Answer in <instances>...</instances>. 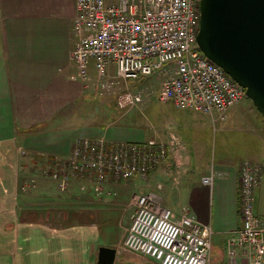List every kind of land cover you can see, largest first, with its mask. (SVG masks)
Listing matches in <instances>:
<instances>
[{
  "label": "crops",
  "instance_id": "1",
  "mask_svg": "<svg viewBox=\"0 0 264 264\" xmlns=\"http://www.w3.org/2000/svg\"><path fill=\"white\" fill-rule=\"evenodd\" d=\"M76 16V0H0V142L7 146L5 155L17 156L24 147L32 156L65 157L80 139L99 136L114 142H141L151 138L169 141L177 135L183 143L177 148L169 146L167 160L147 180L136 176L110 181L102 196L92 190L79 191L76 181L73 185L77 194L72 189L61 194L55 180L42 176L37 197L22 202V209L17 200V164L9 163L8 169L5 167L9 175L0 183L4 218L41 225L45 213L40 207L58 212L63 203L62 218L71 222L66 227H38L36 234L41 242H33L28 264H102L98 262L102 246L117 249L113 264H161L120 244L135 210L136 189L143 181L152 180L161 181L162 190H166L162 201L177 215L181 206L188 205L203 224L213 229L208 264H249L243 248H237L235 256L229 253L228 241L242 226V161L252 159L264 164V115H255L250 101L245 105L240 101L229 109L226 121H216L217 116L189 107L177 108L157 98L145 105L147 111L153 108V115L137 118L132 130H125L117 121L107 119L109 107L102 100L105 96L97 95L93 66L91 86L71 78L75 70L72 52ZM115 70L111 65L110 72ZM215 128L220 129L218 134L213 133ZM213 166L218 176L209 186L202 177ZM177 172L178 187L173 183ZM256 190V210L264 214L260 206L264 180ZM79 194L82 202L77 204ZM65 196L68 198L58 201ZM35 202L40 206L35 208ZM15 226L7 224L9 230H15Z\"/></svg>",
  "mask_w": 264,
  "mask_h": 264
},
{
  "label": "built area",
  "instance_id": "2",
  "mask_svg": "<svg viewBox=\"0 0 264 264\" xmlns=\"http://www.w3.org/2000/svg\"><path fill=\"white\" fill-rule=\"evenodd\" d=\"M76 7L71 78L91 82L93 66L97 95L115 94L118 109L136 106L144 95L129 88L115 91L113 78L139 79L166 68L171 75L157 96L177 108L189 107L225 120L229 108L245 97L243 86L199 47L201 0H76ZM111 65L116 74H111ZM170 145L177 148L182 143L175 135L169 141L152 138L118 143L105 136L83 138L67 158L55 157L56 161L47 164L46 171L65 184L74 177L86 179L81 189L92 188L101 196L110 180L148 177L168 158ZM261 176L258 164L245 161L239 188L242 226L228 241L229 253L235 256L237 248H243L249 264H264V222L255 206ZM215 178L212 170L202 181L212 186ZM159 200L155 191L134 195L136 208L124 249L162 264H208L213 229L190 208L184 207L177 215Z\"/></svg>",
  "mask_w": 264,
  "mask_h": 264
},
{
  "label": "rangeland",
  "instance_id": "3",
  "mask_svg": "<svg viewBox=\"0 0 264 264\" xmlns=\"http://www.w3.org/2000/svg\"><path fill=\"white\" fill-rule=\"evenodd\" d=\"M77 19H78V13L76 16V21H77ZM75 27H76V22H75V26H74V34H75ZM115 72H116V70H115ZM115 72L113 74H116ZM169 75H171L169 68H166L161 72H157L156 74L149 75L146 77H142V78L135 80V81H132V80L124 81V80H121L120 78H117V77L113 78L114 80H116V83H115L116 86L114 87L115 91H120V90H124L127 88H129L131 90H135V91H141L143 93V95H145L146 101L140 102L139 104L132 107L131 109L120 110L116 107V96H115V94L114 95L105 94L104 95L105 97L102 100L105 99L104 100V101H106L105 104L107 107H109L108 113L106 115L107 119L117 121V124L120 125L121 127H123L125 130H132L131 128H133V127L131 125H132L134 120H137V118L144 120V118H146L147 113H148V115L149 114L153 115V113H154L153 108L150 109V111L145 110V105L147 104L146 102L150 101V100L158 101L157 100L158 90L161 89L163 83L166 81V79L169 77ZM86 85H88V84H86ZM89 85L91 86L90 82H89ZM97 85H98V83H97ZM240 101H244L243 102L244 105H245V103H248L245 101H250V103H252V109L254 110V114L255 115L257 114L258 116L262 115V113L259 112V110L255 106V104L253 103V100L250 97H248L247 95L243 99H241ZM157 103H159V102H157ZM227 118L225 120H220L218 118L216 121H226ZM219 130H220L219 128L218 129L217 128L212 129L213 133L215 132V134H218L217 132ZM175 136L177 137V135H175ZM156 139H158V138H156ZM158 140H160V139H158ZM124 142H135V141H124ZM181 143H183V142L181 141ZM5 145H6L5 143L0 142V183H1V181H3V179H7L6 177L9 175V172L7 171L8 167H9V163H11V165L17 164L18 176H19V179H18V189L19 190H18V197H17L19 206L18 205L17 206L19 208H21L20 205L25 200L30 199L31 197H33V198L37 197V194L35 192H37L39 189V179L42 176L47 177L49 179L51 178L52 180H55L56 183L54 186H56V184H57V190L61 194H65L66 192L68 193L71 189L75 194H77V192H75L74 189H76V190H78V189L73 185L74 181H76L77 185H79V189H80L79 191H83L81 189V184L84 181L86 182V179L84 180V179L74 177V178H71L70 180H66V181H68V183L65 184L61 179L53 177L51 174H49L48 171H46V169L48 168L47 164H50V162L56 161V158H58L57 156H51V155H45V156L44 155H34V156H32V154L31 153L29 154L28 151H26L25 153H22L21 148H20V151L17 153V156H12V155L9 156V155H5V152L7 151V146H5ZM22 148L25 149L24 147H22ZM13 154H15V152H13ZM245 161H251L253 163L258 164L261 167V169H262V176H261V180H260V183H261L262 180H264L263 179L264 178V164L259 163L255 160H252V159H244L242 161V164H241V174H242V167H243V164L245 163ZM5 162L8 165L7 164L5 165ZM5 167H7V169ZM211 169L216 170L214 166L211 167ZM175 174L176 175L173 176V178H174L173 183H174V186L178 187V185H179L178 183L180 181V177H179L180 174H179V172H177ZM143 179L147 180V177L146 178L143 177ZM89 181H90L89 184H94L93 181H91V180H89ZM147 183H145L143 181V183L140 185V187L138 189H136L135 193H141L142 192L141 186L144 187L143 192H147V191H151V190L157 191L158 198L160 199L159 201L163 205H165V203L162 201L161 196L163 195L164 191H166V190L165 189L162 190L163 187L159 188V185L162 184L161 181L158 182L157 180H155V181L152 180V182L149 181V183L148 184ZM260 183H259V185H260ZM23 187H26V189H24ZM79 197H80V194L77 195L76 200H75L77 204H80L82 202V201L80 202ZM66 198H68V197H66V196L60 197V199L58 201H62ZM260 202H262V201H260ZM61 204L62 205H60V206L58 205L59 206L57 209L58 212H56V211L51 212L52 210L44 209L45 205H42V207H40L41 212L45 213V214H43V217H45V219L43 220L41 225H34L32 223H26V222L22 221L20 218L19 219L14 218L13 220H11V219L7 220L6 218L3 217L4 212L0 211V264H28V263H31L30 260H32V258H31V253L29 252V250L32 248L33 242L36 239H37L36 240L37 242H41V238L39 236H37V234H36L37 233L36 231L38 229H40L38 227L51 228V227H57L58 224H60L61 227H64V226L66 227L71 223V222H68L66 219L62 218L65 216L63 214L65 213L64 208H65L66 204H63V203H61ZM34 205H35L34 206L35 208L40 206V205H38V202H35ZM165 206H167V205H165ZM260 206L264 209V201L262 202V204ZM71 207H73V206H71ZM184 207L189 209L188 205H183V206H181V210H183ZM19 208H17L16 213H19ZM256 208H257V202H256ZM133 210H134V208H133ZM173 211L176 212L175 209H173ZM190 211L195 213L191 209H190ZM258 213L261 216L264 215V214H261L260 211H258ZM15 216H16V214H15ZM20 216H21V213H19V217ZM46 219H49V220H46ZM261 219H262V217H261ZM262 220L264 222V219H262ZM10 223L16 224L15 230H9V228L7 227V224L9 225ZM55 223H57V224H55ZM127 230H128V228H127ZM127 230H126V232L123 236V239L120 243V244H122V246H123L124 238L127 234Z\"/></svg>",
  "mask_w": 264,
  "mask_h": 264
},
{
  "label": "water",
  "instance_id": "4",
  "mask_svg": "<svg viewBox=\"0 0 264 264\" xmlns=\"http://www.w3.org/2000/svg\"><path fill=\"white\" fill-rule=\"evenodd\" d=\"M201 50L240 85L264 115V0H201ZM115 247L102 246L98 262L113 264Z\"/></svg>",
  "mask_w": 264,
  "mask_h": 264
},
{
  "label": "bare ground",
  "instance_id": "5",
  "mask_svg": "<svg viewBox=\"0 0 264 264\" xmlns=\"http://www.w3.org/2000/svg\"><path fill=\"white\" fill-rule=\"evenodd\" d=\"M208 115H209V114H208ZM212 117H213V116H212ZM214 117H215V116H214ZM217 117H218V116H217ZM218 118L221 119L220 117H218ZM221 120H222V119H221ZM107 140H108V139H107ZM111 142H114V141H111ZM120 142H124V141H120ZM115 143H118V142H115ZM212 170H214V169H210L209 173H211ZM214 172L216 173V178H217L218 173H217L216 170H214ZM209 173H208V174H209ZM208 174H206V175H208ZM137 176H138V175H137ZM204 176H205V175H204ZM134 177H136V176H134ZM132 178H133V177H132ZM216 178H215V180H216ZM127 179H128V178H127ZM160 185H162V184H160ZM213 185H214V184H213ZM213 185H212V186H213ZM105 191H106V184H105ZM105 191H104V192H105ZM147 192H150V191H147ZM155 192L157 193V191H155ZM103 194H104V193H103ZM103 194H102V195H103ZM102 195H101V196H102ZM255 197H256V191H255ZM135 208H136V206H135ZM170 208H171V207H170ZM175 213H176V212H175Z\"/></svg>",
  "mask_w": 264,
  "mask_h": 264
}]
</instances>
